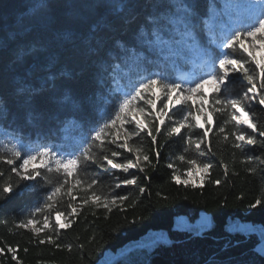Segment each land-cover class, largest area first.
<instances>
[{
	"label": "trees",
	"instance_id": "obj_1",
	"mask_svg": "<svg viewBox=\"0 0 264 264\" xmlns=\"http://www.w3.org/2000/svg\"><path fill=\"white\" fill-rule=\"evenodd\" d=\"M83 2L49 0L50 6L39 11L38 0H0V45H4L0 47V108L4 109L0 114V148L22 140L33 147L47 143L61 151L75 150L86 137L90 138L97 121L103 123L102 110L111 99L108 87L138 79L136 57L149 53L147 42L136 39V30L153 11L151 5L159 0H87L90 6L80 7ZM198 2L199 11H207V27L212 20L217 32L244 18L228 12L226 0ZM18 49L27 54L17 62ZM149 59L155 56L149 55ZM105 60L108 84L100 89L97 65ZM157 63L159 68L147 65L148 70L162 69L175 76L177 67H189V59L177 60L175 67L171 60ZM53 73L55 87L50 83L31 101L37 117L25 122L26 96L17 93L18 86L39 85ZM238 86L236 82L229 88ZM256 111L264 125V113L259 106ZM224 118L219 117L215 127ZM199 133V129L192 130L194 136ZM209 139L212 152L202 146L199 152L185 153L184 141L162 130L158 136L159 162L150 152L155 166L148 167L146 173L135 172L139 177L136 185L116 189L117 194L129 196L127 201L112 206L110 212L85 206L70 229L60 230L58 237L54 235L62 245L72 243L71 251L39 244L43 235L36 237L30 230L15 226L41 202L48 187L43 181H21L12 193L0 199V247L18 245L22 264H120L137 247L150 251L152 264H264V205L249 207L257 197L264 199V165L243 162L247 156L264 159V143L257 136V144L236 149L231 138L225 142L210 133ZM134 143L142 144L145 150L152 147L148 137ZM109 147L114 150V146ZM180 155L185 156L184 161L179 160ZM189 159L214 165L203 187H186L172 180V169L167 165L173 164L177 173L183 174ZM221 161L228 167L226 177ZM118 162H124L123 158ZM2 167L0 183L9 175L8 167ZM249 167H257V173H248ZM88 171L103 185L101 194L118 182L114 176H125L119 171L114 175L96 168ZM16 179L13 174L12 182ZM217 179L220 185L213 183ZM142 186L147 188L145 193L139 192ZM66 203L61 210H65ZM36 218L42 220L41 216ZM80 244L84 245L82 250ZM0 264L17 262L8 253L0 256Z\"/></svg>",
	"mask_w": 264,
	"mask_h": 264
},
{
	"label": "snow or ice",
	"instance_id": "obj_2",
	"mask_svg": "<svg viewBox=\"0 0 264 264\" xmlns=\"http://www.w3.org/2000/svg\"><path fill=\"white\" fill-rule=\"evenodd\" d=\"M49 6V0H38L36 9L44 11ZM79 6L90 5L85 0ZM151 7L153 11L137 27L136 39L147 42L146 50L155 59H149V55L137 56L138 79L127 85L108 87L107 95L111 99L102 110L103 123L96 122L97 126L90 130V138L86 137L75 150L67 152L47 143L33 147L19 138L18 143L10 141V146L0 148V177L4 176L2 166L6 165L9 172L8 178L0 183V199L12 193L21 181H43L48 186L41 202L28 217L15 222L17 228L30 230L36 237L43 235L39 244L48 243L57 249L71 251L72 243L62 245L54 235L58 237L60 230L70 229L85 206L110 212L112 206L127 201L129 196L117 194L116 189L136 185L139 177L135 172L146 173L148 167L155 166L150 152L159 162L158 136L162 130L166 129L169 137L181 138L185 153L199 152L202 146L212 152L210 133L221 136L225 142L231 138L236 149L245 144H257V136L264 143V130H261L264 125L256 111L259 106V111L264 113V0H248L245 17L218 32L207 27L204 18L207 11L203 14L199 11L198 0H159ZM120 47L127 51L124 45ZM26 54L24 49H18L16 61ZM193 56L204 61L203 69L195 79L181 81L167 71H149L147 67L156 65L159 68L157 62L166 60H171L175 67L177 60H188ZM106 72L107 60L97 65L96 81L100 89L108 84ZM111 78L115 82V76ZM55 79L53 73L39 85L24 83L18 86L17 93L26 96L25 122L36 119L37 112L31 101L50 83L55 87ZM236 82L239 86L230 89L229 85ZM205 86H208V92L204 91ZM3 112L0 108V114ZM219 117L226 118L215 127ZM193 129H199L200 133L194 136ZM142 137L150 138V150L134 143ZM109 146H114V150ZM129 155L132 158H128ZM121 158L124 162H118ZM179 160L184 161L185 156L180 155ZM257 161L264 165V159L259 156H247L243 162ZM187 165L182 178L169 163L172 180L186 187H203L214 165L196 159L187 160ZM221 165L226 177L228 167L223 161ZM90 168L112 175L119 171L125 176L123 179L114 176L118 182L106 194H101L103 185L95 174L89 173ZM257 171V167L247 169L251 174ZM13 174L17 178L15 183L12 182ZM145 179L149 177L145 175ZM213 183L220 185L221 180ZM146 191L143 186L139 188L140 193ZM65 200V210H61ZM261 205H264V199L257 197L249 207L256 209ZM18 247L5 244L0 247V256L10 253L17 264H22L17 255ZM78 247L82 250L84 245Z\"/></svg>",
	"mask_w": 264,
	"mask_h": 264
},
{
	"label": "rangeland",
	"instance_id": "obj_3",
	"mask_svg": "<svg viewBox=\"0 0 264 264\" xmlns=\"http://www.w3.org/2000/svg\"><path fill=\"white\" fill-rule=\"evenodd\" d=\"M248 3V0H227V8L229 7L232 11H236L241 13L242 11L246 13L245 5ZM209 24L214 25L212 21L209 22ZM203 61L202 59H199ZM204 61L201 63L198 62V60H193V68L203 66ZM181 81L184 79H195V71L189 73V72H182L181 73ZM205 92L209 91L208 86H205L204 89ZM159 107V105H158ZM183 177V174L177 173ZM197 183H199V179L197 180ZM151 253L147 248L144 247H137L135 248L120 264H152L150 262Z\"/></svg>",
	"mask_w": 264,
	"mask_h": 264
}]
</instances>
